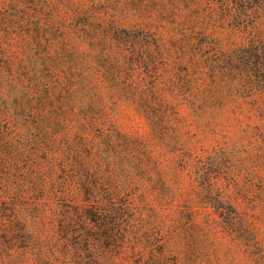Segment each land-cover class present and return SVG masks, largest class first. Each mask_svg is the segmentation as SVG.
I'll return each mask as SVG.
<instances>
[{
	"label": "rangeland",
	"instance_id": "1",
	"mask_svg": "<svg viewBox=\"0 0 264 264\" xmlns=\"http://www.w3.org/2000/svg\"><path fill=\"white\" fill-rule=\"evenodd\" d=\"M194 7L190 0H0V226L14 244L8 253L0 233V264L19 254L20 264H35V252L47 264L64 259L54 217L58 192L70 189L64 166L70 173L79 167L87 182L79 198L118 194L139 205L128 254L135 246L163 263L264 264V169L238 148L233 162L203 176L215 183L204 196L175 162L180 152L206 154L235 139L243 124L203 130L183 108L174 113L166 101L175 92L163 86L173 70L156 82L164 100L157 98L148 66L133 54L120 58L113 39L117 28L153 25L176 36L190 26ZM140 99L153 106L155 126ZM111 131L146 139L141 162H119L125 152L108 143ZM210 198L230 221L219 219Z\"/></svg>",
	"mask_w": 264,
	"mask_h": 264
},
{
	"label": "trees",
	"instance_id": "2",
	"mask_svg": "<svg viewBox=\"0 0 264 264\" xmlns=\"http://www.w3.org/2000/svg\"><path fill=\"white\" fill-rule=\"evenodd\" d=\"M190 1L195 4L194 17L190 26L176 36L167 37L159 31L161 25H153L154 30L117 28L113 39L120 58L133 54L148 66L151 91L157 98L164 100L156 82L163 81L164 72L173 70L174 79L164 81L163 86L175 92L173 102L166 101L174 113L183 108L196 127L203 130L228 131L243 124L238 137L213 146L206 154L187 150L175 155L180 171L198 185L201 183L199 192L205 196L213 191L215 183L206 184L203 176L224 161L233 162L241 150L238 148L245 152L244 161L264 169V0ZM64 79L67 86H73L71 78ZM231 103L234 105L229 107ZM138 104L155 126L159 118L152 116L156 115L153 106L144 99ZM233 112L238 116L232 120ZM105 138L125 152L119 162L128 163L131 157L141 162L139 155L145 151L146 139L115 131ZM64 168L69 173L70 191L58 192L61 205L54 217L61 225L59 239H63L65 252L64 259L53 264H175L160 262L159 256H145L142 250L136 253L135 246L128 254L125 241H131L130 234L142 221L139 205L118 194L98 196L88 192L81 199L78 191L87 182L80 168L71 173ZM115 171L120 174L123 168ZM216 176L214 172L213 177ZM209 202L222 222L230 221L226 208L219 206L220 201L210 198ZM0 233L9 240V253L14 246L10 243L12 237L3 226ZM20 258V254L16 255L14 264H20ZM46 259L35 252V264H47Z\"/></svg>",
	"mask_w": 264,
	"mask_h": 264
}]
</instances>
